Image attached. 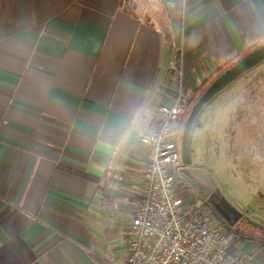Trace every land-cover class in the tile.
<instances>
[{
    "label": "crops",
    "instance_id": "0c3cea01",
    "mask_svg": "<svg viewBox=\"0 0 264 264\" xmlns=\"http://www.w3.org/2000/svg\"><path fill=\"white\" fill-rule=\"evenodd\" d=\"M263 43L264 0H0V264L123 260L146 145L117 131ZM216 219L264 264V229Z\"/></svg>",
    "mask_w": 264,
    "mask_h": 264
},
{
    "label": "rangeland",
    "instance_id": "374dc122",
    "mask_svg": "<svg viewBox=\"0 0 264 264\" xmlns=\"http://www.w3.org/2000/svg\"><path fill=\"white\" fill-rule=\"evenodd\" d=\"M260 58L196 115L190 133L192 164L179 172L215 215L212 195L227 212L222 214L227 220L264 229V52ZM202 91L186 102L182 131Z\"/></svg>",
    "mask_w": 264,
    "mask_h": 264
},
{
    "label": "built area",
    "instance_id": "2783aa9c",
    "mask_svg": "<svg viewBox=\"0 0 264 264\" xmlns=\"http://www.w3.org/2000/svg\"><path fill=\"white\" fill-rule=\"evenodd\" d=\"M171 70L183 75L177 60ZM186 110L181 95L157 110L156 142L146 145L142 199L127 237V254L114 264H244L226 244L223 223L191 192L180 175L185 165L177 126ZM189 191L191 194L185 195Z\"/></svg>",
    "mask_w": 264,
    "mask_h": 264
},
{
    "label": "water",
    "instance_id": "95a60500",
    "mask_svg": "<svg viewBox=\"0 0 264 264\" xmlns=\"http://www.w3.org/2000/svg\"><path fill=\"white\" fill-rule=\"evenodd\" d=\"M263 52H264V43L261 44L258 48L248 53L247 55H245L242 59L238 60L231 67L227 68V70L222 75L214 79V81L206 88L203 94L198 98L196 103L193 105V108L184 125L185 133L187 132L191 133L192 122L194 118L206 106L208 102H210L222 90L228 87L229 84L232 81H234L235 78H237L240 74H242L246 70L250 69L251 67H254L256 64L261 62L262 59L260 58V55ZM182 159L185 165L192 164V158L190 157L189 153L186 152V150H184L183 152ZM184 175L187 176V174Z\"/></svg>",
    "mask_w": 264,
    "mask_h": 264
},
{
    "label": "clouds",
    "instance_id": "9594fccd",
    "mask_svg": "<svg viewBox=\"0 0 264 264\" xmlns=\"http://www.w3.org/2000/svg\"><path fill=\"white\" fill-rule=\"evenodd\" d=\"M127 123L117 131L116 149L120 150L126 143L135 138L143 143L156 142L154 129L151 128V113L140 109L127 117Z\"/></svg>",
    "mask_w": 264,
    "mask_h": 264
},
{
    "label": "flooded vegetation",
    "instance_id": "af4514ba",
    "mask_svg": "<svg viewBox=\"0 0 264 264\" xmlns=\"http://www.w3.org/2000/svg\"><path fill=\"white\" fill-rule=\"evenodd\" d=\"M178 142H179V147H180V151H181V155H183L184 150H186L187 153H191L190 151V133L184 132V128L183 131L181 130L179 132V138H178ZM211 203L213 204V208L215 209L216 214L221 217L224 218L225 220H227L223 215H226L227 212H225V210L221 207V205L219 203H217L214 199V196H211L210 199ZM223 214V215H222ZM230 215H228L229 217Z\"/></svg>",
    "mask_w": 264,
    "mask_h": 264
},
{
    "label": "trees",
    "instance_id": "16d2710c",
    "mask_svg": "<svg viewBox=\"0 0 264 264\" xmlns=\"http://www.w3.org/2000/svg\"><path fill=\"white\" fill-rule=\"evenodd\" d=\"M259 46H260V45H259ZM259 46L254 47V48L250 49L249 51H247L243 56H241L239 59H237V60L234 61L232 64H230L227 68L231 67L234 63H236L238 60L242 59L245 55H247L248 53H250V52L253 51L254 49L258 48ZM227 68H226V69H227ZM217 77H218V76H217ZM211 79H212V78H211ZM211 79H209L207 82L209 83V81H210ZM215 79H216V78H215ZM213 81H214V79L209 83V85H210ZM207 82L205 83V85L208 84ZM205 85H204V86H205ZM209 85H208V86H209ZM208 86H207V87H208ZM207 87H205V89H203V91H202V88H201V89H199V90L196 92L195 96H196L200 91H202V92L199 94V96L197 97L196 101H197L198 98L203 94V92L206 90ZM195 96L192 97L189 101L193 100V99L195 98ZM196 101L194 102V104L196 103ZM182 118H183V116L181 117V120H180V123H179V126H180L181 130H182Z\"/></svg>",
    "mask_w": 264,
    "mask_h": 264
}]
</instances>
